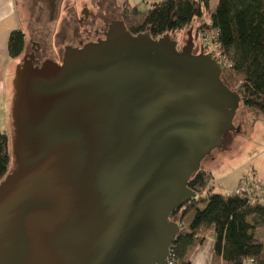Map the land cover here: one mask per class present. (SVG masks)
<instances>
[{"label": "water", "instance_id": "1", "mask_svg": "<svg viewBox=\"0 0 264 264\" xmlns=\"http://www.w3.org/2000/svg\"><path fill=\"white\" fill-rule=\"evenodd\" d=\"M187 35L179 52L116 22L61 65L17 66L0 264H168L170 216L196 198L188 182L241 103Z\"/></svg>", "mask_w": 264, "mask_h": 264}, {"label": "trees", "instance_id": "2", "mask_svg": "<svg viewBox=\"0 0 264 264\" xmlns=\"http://www.w3.org/2000/svg\"><path fill=\"white\" fill-rule=\"evenodd\" d=\"M212 1L216 8L207 24L202 18ZM126 8L124 21L132 35L148 33L156 40L182 32L194 20L200 23L197 32L214 33L212 43L228 63L223 84L239 93L243 108L264 119V0H161L145 11L128 3ZM24 46L23 31H12L8 55L20 57ZM11 164L9 135L0 132V183ZM187 187L196 198L170 216L181 229L171 246L175 263L188 264L189 255L204 241L199 233L207 232L212 238L209 264H264V244L258 240V233H264V206L251 204L246 197L214 192L213 176L203 170L194 174ZM187 217L185 226L182 222Z\"/></svg>", "mask_w": 264, "mask_h": 264}, {"label": "rangeland", "instance_id": "3", "mask_svg": "<svg viewBox=\"0 0 264 264\" xmlns=\"http://www.w3.org/2000/svg\"><path fill=\"white\" fill-rule=\"evenodd\" d=\"M124 1H126L130 6H135L139 11H145L150 7L151 4L161 0H118L119 4ZM85 3V0H18L17 9L19 16L21 17L20 27L23 29L22 31L25 35V46L23 53L29 51L33 46L39 45L45 54V58L59 61V56L62 54L63 46L73 40H71L70 36H67L64 41H60V37L58 35L65 25L62 19H66L68 17V19L72 20L73 16L71 15V12L73 11L76 12V16H74V18H76L77 15L79 18L80 14H82L84 10L82 9V5ZM215 8L216 1H212L209 5V12L205 11L203 14L202 21L204 23L208 24L210 22V12L214 11ZM68 12L72 18H70L68 15L65 17L66 13ZM68 23L67 30L65 31L66 35H70L74 29H78V27H76L77 24L75 21H70ZM199 24V22L194 20L189 28L183 30L180 33L171 34V40L176 41L181 46L186 42L188 38L187 34L190 32L191 36L193 37V41L195 42V47H200V40L195 38L197 33L196 30ZM99 26H101L100 23ZM89 27L90 25L86 26L87 31H89ZM205 52L209 54L210 49L205 50ZM195 53L197 52L195 51ZM22 55L15 58L17 59L16 62L18 64L21 63ZM221 78L223 81L225 80L223 75ZM233 87L234 86H231V88ZM242 108L243 107L240 105L237 110L233 120L234 126L241 124L243 118ZM9 113L10 111L6 116H4L3 113H0V132H5L10 137ZM255 115L260 116V114L257 112ZM251 122H254L255 124L256 120L252 119ZM261 125L264 126V122H261ZM263 144L264 129L260 132V137L256 140L246 133L240 135L235 131L226 133L222 139L221 147L214 149L207 157H205V159L201 162L200 170L204 171L205 168L208 167L216 173L213 177V186L215 188L214 191L221 193L224 191V189H229L228 187L230 186V183H233L232 180L234 179L235 169L239 165H244L251 154ZM220 187H222V189H220ZM182 223L185 226H188V217L185 218ZM207 236H209V233L207 232L199 233L198 238L203 237L204 241L189 255L188 264L210 263L212 245H209V240L206 239ZM258 240L264 244V233H261V231L260 235L258 233ZM199 247H201V249L196 254V250ZM192 258L194 259L192 260ZM176 264L180 263L177 262Z\"/></svg>", "mask_w": 264, "mask_h": 264}, {"label": "crops", "instance_id": "4", "mask_svg": "<svg viewBox=\"0 0 264 264\" xmlns=\"http://www.w3.org/2000/svg\"><path fill=\"white\" fill-rule=\"evenodd\" d=\"M17 1L18 0H0V113H3L4 116L10 111L12 81L15 69L17 65L19 66L21 64L16 62L17 59L11 58L7 51V42L10 33L17 29L23 30L20 27L21 17L17 9ZM242 111L243 118L241 124L235 126L234 131L239 135L246 133L256 140L260 137V132L264 129V126L261 125L264 119L261 115L256 116V112L254 111L245 108H242ZM252 119L256 120L255 124L251 122ZM204 171L209 172L213 177L216 174L208 167H206ZM234 172L233 183H230L229 189H224L221 193H232L238 189L243 182H246L248 186L252 188L264 187V144L255 150L246 163L244 165H239ZM220 189H222V187H220ZM206 239L209 240V245H212L211 236H207ZM201 247L196 250V254ZM193 259L194 258H192V260Z\"/></svg>", "mask_w": 264, "mask_h": 264}, {"label": "flooded vegetation", "instance_id": "5", "mask_svg": "<svg viewBox=\"0 0 264 264\" xmlns=\"http://www.w3.org/2000/svg\"><path fill=\"white\" fill-rule=\"evenodd\" d=\"M85 1H86V3L82 5V9H84V10H83L82 14H80L79 18H78V15L76 18H74V16H76L75 15L76 12H74V11L71 12V15L73 16V18H72L69 14V12H70L69 11L68 13H66L65 17L68 15L70 18H72V20L68 19V17L66 19L65 18L62 19V21L64 22L65 25L63 26L60 34L58 35L60 37V41H64L67 36L68 37L70 36L71 40L72 39L73 40L70 41L68 44L63 46V51H62V54L59 56V61H55L53 59L45 58V54H44L42 48L39 45H35L32 48H30L29 51L23 53L21 64H22L23 60H27V61L31 60L34 67H40L41 64L46 62V61H50V62H53L57 65H61L66 48L81 49L82 47H84L87 44H95L98 41H103V40H105V36L109 30V27L113 23L121 22L125 25L124 14L128 10L126 8V4H127L126 1L121 2L120 4H119L118 0H85ZM111 7L113 8V10ZM114 10H115V12H114ZM70 21H73V22L75 21L77 24L76 27H78V29H80V30H78L76 28V29H74V31H72V34L66 35L65 31L67 30V27L69 24L68 22H70ZM99 23L101 26H99ZM89 25H90V27H89L90 29H89V31H87L86 26H89ZM125 27H126V25H125ZM126 30H127V28H126ZM83 34H84V36H83ZM85 34H89L91 36L85 35ZM200 36H201V32H197L195 38L197 40H200ZM170 40H171V38H170ZM171 41L176 43L177 51L181 52L183 50V48L186 46L188 38H187L186 42L181 46L176 41H174V40H171ZM200 48L201 47L196 48L195 42H194V48L192 50V54L193 55H199ZM195 51L197 53H195Z\"/></svg>", "mask_w": 264, "mask_h": 264}, {"label": "built area", "instance_id": "6", "mask_svg": "<svg viewBox=\"0 0 264 264\" xmlns=\"http://www.w3.org/2000/svg\"><path fill=\"white\" fill-rule=\"evenodd\" d=\"M214 36H215L214 33L213 34L201 33L200 47H203L204 51L210 49L209 54L216 59V61L220 64V66L224 71V68L228 66V63L227 60L223 57V55L220 53L218 49L219 48L218 45L212 43V39L214 38ZM228 195L246 197L249 200V202H251V204L259 203L260 205L264 206V187L252 188L248 186L246 182H243L238 189H236L232 193H229ZM168 264H176L174 258L171 255V249H170V257L168 259Z\"/></svg>", "mask_w": 264, "mask_h": 264}]
</instances>
